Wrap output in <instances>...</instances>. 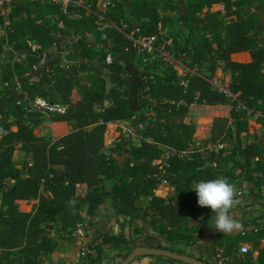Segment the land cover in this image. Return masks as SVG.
<instances>
[{
	"label": "trees",
	"instance_id": "1",
	"mask_svg": "<svg viewBox=\"0 0 264 264\" xmlns=\"http://www.w3.org/2000/svg\"><path fill=\"white\" fill-rule=\"evenodd\" d=\"M87 1L92 12L81 10L76 20H68L57 6L27 0L13 3L7 24L0 15V26L5 25L0 47L6 41L28 62L25 68L0 62V264H44L55 244L46 226L55 225L71 240L83 224L82 209L92 217L106 200L117 220L148 221L151 233L141 226L134 233H143L144 240L158 234L165 243L157 247L170 250L174 244L187 249L204 237L198 220L209 208L197 204L194 183L223 177L238 189L247 182L248 205L264 198V131L249 139L246 112L264 113V43L259 38L264 32V0H111L104 12H98L97 0ZM216 4L222 9L211 11ZM172 11L176 17L168 14ZM47 15H58L80 35L71 68L60 65L58 58L45 60V50L61 47ZM104 22L111 27L101 32ZM168 24L180 27L171 45L186 61L185 86L169 57L153 58L139 71L141 56L124 34L160 38L161 28ZM162 47L171 46L163 42ZM242 52L249 60L232 58ZM218 68L229 74V90L244 108L232 107L228 116L213 117L208 144L222 147L203 157L206 143L187 151L196 125L174 124L172 119L192 104L228 101L210 83ZM79 71L84 72L83 81L77 78ZM37 96L67 104L65 113L50 120L67 122L68 131L56 137L35 133L43 116L26 108ZM135 102L150 111V117L145 119L144 111L137 114ZM132 117L142 125L140 141L117 159L113 153L123 142L104 145L107 125ZM257 122L264 124V115ZM165 150L171 152L166 158ZM16 151L25 157L20 167L13 159ZM162 182L168 187L165 197L155 195ZM82 184L83 196L77 193ZM34 200L29 212L19 209L20 203ZM258 217L250 229L213 233L220 258L210 264H264V222L258 224ZM120 227L118 234H95L89 243L94 253L85 254L82 264H98L106 244L118 253H130L136 245L124 235L123 224ZM242 243L250 246L244 254L239 253Z\"/></svg>",
	"mask_w": 264,
	"mask_h": 264
},
{
	"label": "rangeland",
	"instance_id": "2",
	"mask_svg": "<svg viewBox=\"0 0 264 264\" xmlns=\"http://www.w3.org/2000/svg\"><path fill=\"white\" fill-rule=\"evenodd\" d=\"M176 2H183L184 0H174ZM17 2V1H16ZM15 3V1H14ZM109 4H112L111 0H97L96 7L98 12H104ZM13 5V4H12ZM11 5V6H12ZM10 6V7H11ZM9 7V8H10ZM4 11L3 16L5 17V24L8 23L7 19V13L8 9ZM222 9V5L216 4L211 7V11H216ZM168 14L172 15L173 17L177 16L176 11L169 12ZM46 21L53 26V32L56 36V38L59 39L61 46L60 51L58 49H51V50H45V60L52 59V58H58L60 61V65L71 68L73 65H76V60L72 57V54L76 53V49L78 48L77 41L80 37V35L76 34L74 32L73 27H67L58 15H47ZM126 25V24H125ZM5 25L0 26V36L5 35ZM111 25L107 22L101 23L100 30L101 32H104L106 29L110 28ZM179 26L174 27L173 25H166L165 27L161 28L160 30V38L159 39V45L162 46L163 42L168 44L170 47L169 50H164L167 55L173 60V67L177 71V75L179 78H183L185 74L187 73V69L185 68V62L183 59V56L179 53H176L173 51V47L171 45V36L172 34H179ZM260 40L264 43V32L259 34ZM159 56H156L153 54L149 60L142 61L140 65L139 71L143 70L146 63H151L153 58H156ZM161 57V56H160ZM244 57V56H243ZM243 57H239L238 60H244ZM0 62H17L21 65L22 68H25L28 66L27 59L24 54H16L11 45H9L6 41L2 44L0 47ZM39 66V65H38ZM223 72V71H222ZM225 72L220 73L217 70L215 73L211 76L212 79L215 80L217 83L225 85L230 83V76ZM84 72H78L77 78L80 81H83ZM215 77V78H214ZM5 86V84L3 85ZM238 100H235L234 98L228 97V101L223 105H215V106H205V105H197L192 104L188 106V108L183 112L182 115L177 116L172 119V122L174 124L179 123H192L196 125V132L194 135V138L191 142L193 143H209V132H210V125L212 118L214 116H228L229 110L232 107H235L237 109H242V107L238 106ZM133 110L139 114V112H143L142 114L145 119L150 117L151 112L146 110L145 108L139 109L138 103L135 102L133 105ZM248 114V124H249V139L256 138L264 131V124L258 123V118L263 116L264 113L258 110L249 109L246 111ZM44 118H41V123L37 125L34 129L37 135H46L50 132L49 126H50V117L43 116ZM136 118L132 117L131 119L124 120L122 122H114L107 125V130L104 135V145L106 147H115L118 143L123 142L122 147L117 149L116 152L113 153V156H115L117 159H121L124 156L128 154L129 148L132 145H136L140 141L141 137V128L142 125H137L135 123ZM45 133V134H44ZM244 135V134H243ZM190 142V144H192ZM25 158L23 154L20 151H16L13 154V159L18 162V167H20L21 160ZM248 183L243 182L240 187L238 188L239 191V204L236 207L234 211L235 218L238 220V222L241 224V220H246L252 223L253 225V219L255 217H258L260 214H264V198L257 199L254 201L253 205H248ZM86 190V187L78 186L77 193L79 195H83ZM168 192V188L166 186H161L155 190V195L159 197H165ZM264 194V191H263ZM138 203L141 204V200H138ZM213 215L211 210L209 209L205 214L201 215L200 219L198 220L199 227L203 228L206 233H209L214 231L213 229L208 227V220L210 216ZM82 216L84 218L83 224L75 231L74 237H77L75 239V242L78 244V241L81 242L83 238L87 234H91V232L95 230H102V232H109L118 234L121 229V224H123V233L125 236L132 239V244L139 246L143 245L144 237L143 233L135 234L134 228L141 226L143 228V231H147L151 233V228L148 224V221L141 222L140 220L136 219V217H133L131 219H122L121 217L117 220L115 217V213L112 209V206L110 204V200H106L104 203L98 206V208L95 211V214L93 217H87L85 215V208L82 209ZM114 218V219H113ZM258 224H263L264 222V215L263 217H258ZM148 220V219H147ZM104 224V225H103ZM51 227L47 228V235L48 233L53 234L51 235L54 244L55 250L58 249L59 245H62L60 248L67 247L69 250H67V258H63L62 256L59 259L58 264H79L80 261H86L85 254H87L89 251H91L89 247L90 240L85 242L83 245L76 247L72 246V241L67 240L62 234L59 233L58 228L55 225H50ZM53 227V228H52ZM240 229V228H239ZM82 232L83 235H79V232ZM206 236L203 240H201V243L204 244H210L209 236ZM156 238L159 239L161 245L165 243V241L158 235L154 234ZM73 237V238H74ZM60 242V244L58 243ZM59 244V245H57ZM82 247H84V251H82ZM170 250L174 251L176 253L178 252H186V249H182V245L180 244H174L170 246ZM64 253V252H63ZM62 253V254H63ZM192 257H198L196 254H192ZM124 253H118L117 250H114L109 244L103 245V253H102V259L98 264H120L122 260L125 258ZM163 260V261H162ZM208 260V259H207ZM209 261V260H208ZM163 262V263H162ZM210 261L209 263H211ZM45 264H53L51 259V254L45 257ZM82 264V263H81ZM130 264H171L168 258L164 256H138L136 257ZM177 264H184L182 262H178Z\"/></svg>",
	"mask_w": 264,
	"mask_h": 264
},
{
	"label": "built area",
	"instance_id": "3",
	"mask_svg": "<svg viewBox=\"0 0 264 264\" xmlns=\"http://www.w3.org/2000/svg\"><path fill=\"white\" fill-rule=\"evenodd\" d=\"M14 1L18 2V1H22V0H0V15L3 16L6 8H9L14 3ZM27 1H30L33 3H36V2L37 3H44V4L47 3V4L57 6L58 9L60 10V12L68 20L79 19L81 17V10H83L85 14L92 12L91 4L87 0H27ZM98 20L99 21L103 20V16L101 13L98 14ZM125 26L126 25L123 24V28H125ZM120 31L123 32L122 29H120ZM124 34L126 37H128L130 40H132L133 48L135 49L136 53L141 56L142 61L147 62V60H149V58L153 54H155L156 56H159V57L160 56L169 57V55H167V53L164 52L165 49L161 45H159V39L157 36H141V35L134 36L133 32H131L130 34H126V33H124ZM103 37H105V35H103ZM110 60H111V56H110V54H108L106 56V61L109 62ZM185 68H186V66H185ZM187 72H189L188 69H187ZM143 79L146 80L145 77H143ZM210 83L214 89L226 94L227 97H231V98H234L235 100H237L236 95H234L230 92L228 84H225V85L219 84V83H217L216 78H215V80L210 78ZM180 84L185 86L186 80H184V78H182L180 80ZM149 101H151V100L149 99ZM258 104H260V102ZM238 106L244 108V106L240 102H238ZM66 108H67V104L60 102L58 99L53 101V100H49V99H45V98L37 96L33 100H30L27 102L26 111L29 113H34V114L36 113L39 116L51 117L54 114L65 113ZM191 143L192 144H189L187 151H190L193 148L200 147L202 145L199 143H193V142H191ZM205 147H206V150L203 152V157L206 156L209 151H211V150L217 151L222 146L221 145L212 146L210 144H206ZM170 153L171 152L169 150H165L163 157L166 158ZM165 184H166L165 182H162V184L159 185L158 188L161 186H166ZM80 234L83 235L82 232H79V235ZM249 248H250V246L248 244L242 243V244H240V247H239V253L244 254L249 250ZM81 249H82V251H84V247H82ZM216 256H217V258H220L219 253H217Z\"/></svg>",
	"mask_w": 264,
	"mask_h": 264
},
{
	"label": "clouds",
	"instance_id": "4",
	"mask_svg": "<svg viewBox=\"0 0 264 264\" xmlns=\"http://www.w3.org/2000/svg\"><path fill=\"white\" fill-rule=\"evenodd\" d=\"M191 189L196 194L197 204L213 213L208 220L209 228L225 234L241 228L234 215L239 204V191L235 184L227 178L217 177L196 182Z\"/></svg>",
	"mask_w": 264,
	"mask_h": 264
},
{
	"label": "crops",
	"instance_id": "5",
	"mask_svg": "<svg viewBox=\"0 0 264 264\" xmlns=\"http://www.w3.org/2000/svg\"><path fill=\"white\" fill-rule=\"evenodd\" d=\"M245 58H244V57ZM239 57H243L244 58V60H240V61H247V60H249V54L248 53H246V52H242V53H234L233 55H232V58L233 59H235V60H238L239 59ZM217 71L218 72H220V73H223L222 72V69L221 68H218L217 69ZM226 75H227V73H226ZM225 75V76H226ZM215 117V116H214ZM44 118V117H43ZM213 119V118H212ZM117 122H122V121H117ZM110 124V123H109ZM49 133L47 134V136H52V137H56V136H58L59 134H61V133H63V132H66V131H68L69 130V125H68V123L67 122H63V121H61V122H50V126H49ZM36 133V132H35ZM45 134V133H44ZM40 135H42V134H40ZM260 135V134H259ZM207 144V143H206ZM79 186H83V184L82 185H79ZM85 193H86V190H85V192H84V194L83 195H85ZM83 195H81V196H83ZM36 201L34 200V201H32V202H30V203H20L19 204V209L21 210V211H25V212H29L30 210H31V208H32V204L33 203H35ZM94 216V215H93ZM92 216V217H93ZM116 217V216H115ZM117 218V217H116ZM201 217H199V219H200ZM114 219V218H113ZM244 220V219H243ZM243 220H241V228L240 229H238V230H236V231H234V232H232V233H235V232H239V231H241V230H243V229H250L251 227H252V223L251 222H249V221H246V226H243L242 225V221ZM50 225H53V224H48L47 226H46V231H47V228L48 227H51ZM104 225V224H103ZM53 228V227H52ZM201 228V227H200ZM202 229V231H203V233H204V237H202L200 240H198L197 242H196V244H194L193 246H190V247H188L187 249H186V251L188 252V253H190V254H196V256H198V257H203V258H205L208 262H210V261H212V262H214V261H216V259H217V256H216V249H215V247H214V244H213V242H212V240H211V235L213 234V233H215V232H218V231H212V232H210L209 233V235H208V233H206L205 231H204V229L203 228H201ZM99 232H102V230H95V231H93V232H91V234H87L86 236H85V238H83V240L81 241V242H79L78 241V244L75 242V239L77 238V237H74V238H72L71 239V243H72V246L74 245V246H76V247H79V246H81V245H83L85 242H87V241H89L92 237H94V235L95 234H98ZM51 235H53V234H49L48 233V236H50L51 237ZM209 236V239H210V244H206V243H204V244H202L201 243V240H203L206 236ZM59 244H60V242H58ZM59 244H57V245H59ZM245 244H247V243H245ZM249 245V244H248ZM60 247H62V245H59L58 246V249L57 250H55V248L53 249V251H52V253H51V259H52V262H53V264H58L59 263V259L62 257V256H64L63 258H67V250H69L67 247H65V248H60ZM64 252V253H63ZM63 253V254H62ZM163 261V260H162ZM82 263V261H80V263L79 264H81ZM163 263V262H162ZM45 264V263H44ZM171 264H177V262H175V263H171Z\"/></svg>",
	"mask_w": 264,
	"mask_h": 264
},
{
	"label": "water",
	"instance_id": "6",
	"mask_svg": "<svg viewBox=\"0 0 264 264\" xmlns=\"http://www.w3.org/2000/svg\"><path fill=\"white\" fill-rule=\"evenodd\" d=\"M159 243L160 241L156 237L145 239L143 245L134 247L120 264H130L138 256H164L184 264H210L209 262H205L196 257L183 255L168 249L157 247Z\"/></svg>",
	"mask_w": 264,
	"mask_h": 264
}]
</instances>
